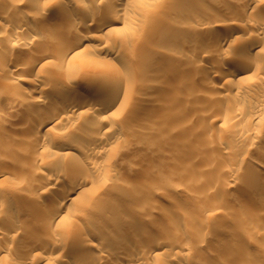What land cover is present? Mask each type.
I'll use <instances>...</instances> for the list:
<instances>
[{"label":"bare ground","instance_id":"obj_1","mask_svg":"<svg viewBox=\"0 0 264 264\" xmlns=\"http://www.w3.org/2000/svg\"><path fill=\"white\" fill-rule=\"evenodd\" d=\"M201 1L207 3L204 5ZM263 4L264 0H0V41L1 39L6 41L2 43L5 44L2 46L4 48L0 49L3 52V55L0 52L2 56L0 57V80L2 79L0 97L9 90L12 102L14 101L6 114L1 113L3 116L0 114V142L4 141L2 138L4 134L10 136L17 134L18 139L21 138L20 141H25V144L19 146L21 163L17 164L15 169L18 171L17 175L21 177L13 181L14 188L9 190L14 204H11L12 202L7 198H2L0 194V259H7L12 252V245L10 243L11 246L8 245V242L17 240L19 242L17 235L23 229L24 238L22 237L19 243L23 242L26 245L19 253L17 252L18 254L16 253L20 259H16L14 264H23L30 254L41 255L45 264H185V253L197 249L191 238H195L199 233L206 234L207 227H197L185 224L186 222L177 224L146 219L144 215H152L154 212L166 217L171 213L168 206L155 203L153 194L157 191L156 185V187L141 185L143 187L138 188V191L137 187L132 185L110 183V191L116 198L110 201L104 210L112 219L106 224L92 226L78 220L88 216L96 201L102 198L98 191L87 187L90 183L87 174L79 177L70 175L63 177L55 171L58 167L56 162L72 156L71 150H80L88 159L75 163V168L88 171L89 174L95 171L94 175L96 172L99 174L106 172V176L107 173H112V168L103 167L100 158L104 152L108 153V149L118 145L121 140L118 137L111 136L112 139L110 135L107 136L112 130L110 127L113 126L114 115L128 109L132 104L147 105L156 103L157 100L144 94L134 95V91L138 88L137 84L133 85L134 83L132 84L127 78L135 74V70L130 65L114 67V73L104 75V78L90 75L85 84L70 78L61 80L58 85L57 80L54 79L58 86H54L53 76L44 74V69L51 57L60 66L68 63L75 66L85 65L91 58L88 59L85 54L91 51L86 49L90 48V40L96 35L93 31L107 35L108 38L113 37L111 41L109 39L112 44L109 43L111 46L109 45L108 48L121 50L126 57L134 52L136 41L139 42V39L141 41L145 31L149 28L162 27L161 30L187 35L189 39L183 43L185 49L179 53H172L150 46L149 53H145L144 58L139 60L145 68H150L159 60L165 59L167 66L175 64L176 67L182 65L181 69L193 71L201 69L200 71L204 70L203 75L208 79L210 76L212 80L223 78L225 82L231 83L230 86L236 91V96H243L250 85L264 88L262 74L261 80H255L252 74L245 73L247 70H256L257 74L264 70V10L261 12L259 9ZM22 5L34 12L30 13L28 9L22 8ZM231 6L237 9L231 11ZM198 9L199 12L202 9L203 12L211 9L224 11L209 14L207 11V15H199ZM104 11L107 13L105 14ZM67 25L73 28H70L72 31L69 30L67 36L56 44L57 48L54 52H49L48 47L49 50L46 51L45 43L52 39L50 36L52 31L68 28ZM219 27L225 28L227 33L217 31ZM252 30L256 31L254 35L250 34ZM245 31H249V37L245 35L247 38L244 36L247 32L242 34ZM37 39L41 41L36 43ZM201 39L211 41L203 40L202 42L205 43H202ZM225 44L226 51L230 54L226 56L225 53L223 56L222 52L221 60L223 68L227 67L223 71L214 69L215 64L220 62L215 52L220 51ZM233 44L243 46V50H240L237 56L234 54V57L231 55L232 51L227 50L235 47ZM32 45L31 49L26 48ZM22 47L31 51L26 53L27 56L19 58L14 50ZM196 56L208 59L205 67L204 64L194 61ZM106 61L109 62L107 59ZM13 65L15 68L11 67ZM123 73L126 75L125 81L122 78ZM184 74L182 72L179 75L186 77ZM5 77L8 78L3 79ZM158 85L157 82H150L147 87L158 88ZM210 86L211 90L221 92V84L214 83ZM169 88L165 89L164 96L159 99L160 104L165 105L170 96L178 95V91ZM248 102L249 105H246L254 115L257 114L255 116L258 117V113L264 112V94H258L254 96L253 101ZM238 105L235 110L243 107ZM214 117L216 120L219 119L218 116ZM8 120L11 123L8 124L9 126L6 125ZM80 122L93 130L82 132L84 129H80L81 132L78 133L76 130L75 133L80 138L77 136L76 140L72 141L69 139L62 141L63 138H58L62 134L57 130L78 125ZM73 129L76 128L72 127L71 130ZM55 132L59 136L56 137ZM230 133L235 137L234 140H228L227 143L230 145H236L237 141L246 138L247 135L240 128H231ZM42 134L51 143L59 144L56 150L53 148L46 154L38 151V154L36 153L37 148L44 141L41 139ZM8 142L4 141L0 146L9 149L13 144ZM11 154L9 155L12 158ZM36 163L44 164L43 167L34 169ZM54 165L57 167L54 168ZM256 171L250 181L254 188L249 192L261 195L264 191V172ZM227 172L230 176H236L239 167L228 166ZM35 174L41 179H35L34 182L31 177ZM5 179H9L7 172L0 173V182ZM59 181L63 183V187L50 192L53 186L51 183ZM234 182L233 179L227 180L223 186L224 192H228ZM93 183L91 182L90 185ZM170 201L173 202V199L171 198ZM201 211L203 214L213 215L216 208L208 206ZM182 216L185 221L194 220L193 215L187 212ZM52 229L59 235L45 237ZM255 232V236L262 238L264 242V220ZM171 234L186 240L185 245L164 239ZM19 237L21 239L20 235ZM197 239H194V242ZM260 243L256 244L257 248L260 247ZM87 247L97 248V251L78 253Z\"/></svg>","mask_w":264,"mask_h":264},{"label":"rangeland","instance_id":"obj_2","mask_svg":"<svg viewBox=\"0 0 264 264\" xmlns=\"http://www.w3.org/2000/svg\"><path fill=\"white\" fill-rule=\"evenodd\" d=\"M201 3L205 5L207 2L201 1ZM21 7L29 10L25 5ZM236 9L237 7L235 8V6L230 7L231 11ZM259 9L263 12L264 4ZM28 10H26L27 13L34 12L33 10H29L28 12ZM227 10L229 11V9ZM227 10L225 9V11ZM199 11L198 9L197 14L207 15V13H220L224 10L211 9L209 10L210 12L208 10L203 12L204 10L202 9L201 12ZM104 13L106 14L107 12L104 11ZM180 18L182 17L180 16ZM241 22L243 23L244 21ZM68 28L65 27L52 31L50 34L52 39L46 40V45L44 44L47 49L46 51L50 49L49 52H54L56 50V44L63 40L67 36L66 34L73 29L70 26ZM161 29L162 27H156L149 28V30L145 31L144 35H142L143 37H141V41L140 39L138 40L139 42L136 41L137 44L134 46V52L126 57L121 50L117 51L116 49H111L112 47L108 48L112 44L110 41L113 37L108 38L109 36L107 37V35L104 36L99 32L93 31L96 35L94 34L95 36L90 40V48L86 49H91V51H87L85 54L88 59L89 57L91 58L85 65L75 66L68 63L60 66L57 65L53 57L49 59L48 63L51 61V64H46L44 74L46 76H53L52 82L55 85L52 84V86H58L60 85L58 82L60 83L61 80L65 81L70 78L71 80H78L77 82L85 84L90 75H99V77L102 76L104 78L106 75H110L109 73H114V67L130 65L135 70V74H138L127 77L132 84L134 83L133 85L137 84L136 87L138 89L134 87V90L136 89L134 95L144 94L145 96L155 98L158 102L155 100L156 103L147 105L132 104L133 106L130 105L128 109L126 108L122 112L114 115V127H110V130L112 129L113 131L108 132L107 136L118 137L121 140L119 144L117 143L118 145L110 147L108 153L104 152L100 158V163L104 164L103 167L112 168V173H107L106 176V172H102V174L104 173L103 175L96 172L94 175L93 173L95 171H89V174L88 171L75 168V163L84 162L88 159L80 150H71V153H73L70 154L72 156L74 155L73 157L69 156L70 159L67 157L62 161L60 160L61 162H56L58 163V167L54 165V168L57 167L55 171L63 177H69V175L79 177L81 175L86 176L87 174L90 183L94 182L91 185L89 183L87 187L89 189H95L102 197L96 201L89 215L85 218L78 219L79 221L82 220L84 223L92 226L110 222L112 217L105 214L104 207L116 198L112 194V191H110L109 185L111 184H128L132 185V187H137V189H141L144 185L146 187L156 185L157 191L153 194L155 203L168 206L171 213L169 217H166L158 212H154L152 215H144L146 219L150 221L159 220L164 223L175 222L177 224H184L186 222L185 224L196 225L197 227H207L206 234L199 233L195 238H191L197 249L185 253V264H200V261L201 263L206 262L205 264H264V242L262 238L255 236L256 228L264 220V191L261 195L249 192L250 189L252 190L254 188L250 181L254 173L257 172L256 170H262L264 172V112L261 114L258 113L259 116L257 117L255 116L257 114L254 115L248 106V101H253L254 96L264 94V88L250 85L251 87L247 88L249 91L247 90L243 96H236V91L230 86L231 83L225 82L223 78H213L214 80H212L210 75L208 79L203 75L204 70L200 71L201 69H194L193 71L190 69H181L183 68H180L182 65L179 67H176L175 64L167 66L165 59L159 60L156 65L150 68H145L139 60L146 55L145 53H149L150 46L152 48L155 46L156 49L157 47L158 49H165L172 53H179L185 49L183 43L188 41L189 38L187 35L185 36L180 32L172 33L171 31ZM216 30L227 33L225 28L222 27ZM254 33L256 31H250V34L254 35ZM242 34L249 37V31H245ZM246 36L245 38H247ZM128 37L127 35V39H129ZM107 39L108 41L110 39V41L108 42ZM210 39L213 40V38ZM203 40L206 39H201L200 42ZM211 40L207 39L206 41ZM1 41L5 40L1 39ZM1 41L0 49L4 48L2 46L5 44L3 45L2 43H6V41ZM40 41L37 39L36 43ZM127 42L129 41L127 40ZM202 43H205V41ZM6 47L8 49V46ZM31 47L33 45L27 46L26 48L31 49ZM225 47L227 48L226 44L223 45V48ZM223 48L221 49L222 51L217 50L220 53L215 52L220 62L215 64L214 69L221 71L227 67L224 66L223 68L222 66L221 59L225 56L223 54L226 53V56L230 54L227 53L226 48ZM230 48L227 50L232 51H230L232 57L237 56L243 50V46L240 45H235V47ZM14 51L15 53L17 52L15 55L23 58L31 50H25V47H22L16 48ZM0 57L2 58L1 53ZM92 59L95 61H92ZM194 61L201 65L204 64V67L208 63V59L202 56H196ZM11 67L15 68L14 65ZM147 68L149 69L147 70ZM137 69L140 70L138 71ZM182 72L186 74V77L179 75ZM210 72L212 73V71ZM245 73L252 74L251 76H254L253 78L255 80H261L262 75L264 77V70L262 72L259 71L257 74L256 70H247ZM123 75L122 78L124 79L126 75L124 73ZM6 78L8 77L3 79ZM54 79L57 80L56 83L58 85H56ZM150 82H157L159 84L158 88L149 89L147 85ZM214 83L221 84V92L211 90L210 85ZM165 87L167 89L171 87L173 90L178 91V95H174L175 97L170 96L164 105L163 103L160 104L161 101L159 99L164 96V91L167 90ZM7 92H4L3 96L0 97V114L2 113L3 115L8 112L9 107L14 103V101L12 102V97H10V91ZM244 96L245 98H243ZM7 97L11 100H8ZM238 104L244 108L235 110L239 106ZM2 114L1 116H3ZM213 116H218L217 118L219 119L216 120ZM6 122V125L9 126L10 121L8 120ZM82 124L80 122L78 125L66 127L67 130L65 128L62 130L59 129L57 131L58 133L61 132L62 136H59L55 132L56 137L58 135L59 139L63 138L62 141L65 139L72 141L76 140L77 133L81 132L80 129H84L82 132L85 130L88 131V129L93 130L87 125L83 126ZM72 127L76 128L73 129L74 132L71 130ZM231 128H240L244 131V134H247L245 135L246 138L237 141V146L227 143L229 139H235L230 133ZM2 138L5 142L9 141L8 143L13 145L9 149L0 146V173L7 172L8 178L10 179H5V181L0 182V194L2 198H7L12 202L11 204H14L12 196L9 195V190L14 188L13 181H17L21 177V175H17L18 171L15 169L17 168L16 165L21 163L20 154L18 153L19 146L25 144V141H20L21 138L19 140L17 134L11 136L4 134ZM77 138L80 137L78 136ZM41 139L45 142L43 141L44 143L42 142L39 148H37V154L38 152L46 154L53 148V150H56L59 145L54 142L51 143L43 134L41 135ZM81 139L84 140L82 137ZM9 154L13 157L11 158ZM43 164L36 163L33 168H41L40 166L43 167ZM45 164H47V161ZM228 166L239 167V172L236 176H230L228 174ZM31 178L34 182L41 179L37 174ZM229 179L235 181L234 185L230 186L228 192H224L223 186ZM53 182L51 183L53 186H51L50 192L63 187V183L60 181ZM42 198L44 199V197ZM171 198L173 202L170 201ZM208 206L216 208L213 215L202 213V208ZM184 212L193 215L194 220L191 219L193 222L191 220L185 221V218L183 219L182 214ZM23 232L22 229L17 235L19 242L22 241ZM56 233L58 232L52 229L45 237L49 236L51 238V236H58L59 234ZM169 236H165L164 239L168 241L173 240L174 242L185 245L186 240L176 238L172 234ZM196 238L198 239L194 242ZM12 242H8V245H12L10 246L13 253L10 252L7 259H0V264H14L16 259H20L17 254L26 244H23V242L20 244L18 240ZM259 242H261L259 244L260 247L257 248L256 244L258 245ZM91 251L95 253L97 248L87 247L84 251L78 253H91ZM27 256L23 264H45L44 259L40 257L41 255L34 256L30 254V256Z\"/></svg>","mask_w":264,"mask_h":264}]
</instances>
